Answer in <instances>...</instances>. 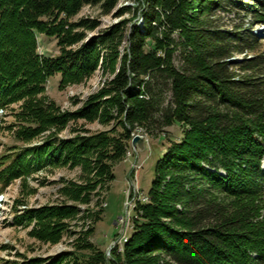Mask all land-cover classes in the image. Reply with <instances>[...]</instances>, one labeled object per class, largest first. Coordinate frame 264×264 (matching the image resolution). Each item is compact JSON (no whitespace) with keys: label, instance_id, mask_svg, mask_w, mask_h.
Instances as JSON below:
<instances>
[{"label":"trees","instance_id":"16d2710c","mask_svg":"<svg viewBox=\"0 0 264 264\" xmlns=\"http://www.w3.org/2000/svg\"><path fill=\"white\" fill-rule=\"evenodd\" d=\"M99 1L0 0V107L34 89L44 91L54 73H60L61 85L85 74L93 64L90 47L65 50L62 44L72 26L70 15L81 3ZM114 3L104 0L101 6L109 12ZM253 3L136 0L132 12L142 24L134 20L124 48L119 50L118 30L107 36L109 60H119L110 83L120 129L100 137L110 159L122 156L137 125L186 126L155 162L148 200L135 202L132 232L116 261L264 264V52L228 61L235 53L254 52L257 35L242 26L223 30L214 17L217 8L235 6L249 9L264 24V1ZM15 16L20 30L12 22ZM173 32L183 40L181 68L172 63L178 41ZM37 33L55 37L56 55L38 54ZM165 91L171 95L166 103ZM49 106L21 114L14 137L22 146H9L0 157L3 186L56 163L61 142L28 141L40 129L39 111ZM105 168L112 179L111 167ZM29 214L22 210L14 222L25 223ZM95 258L92 264L105 262L100 252Z\"/></svg>","mask_w":264,"mask_h":264},{"label":"rangeland","instance_id":"374dc122","mask_svg":"<svg viewBox=\"0 0 264 264\" xmlns=\"http://www.w3.org/2000/svg\"><path fill=\"white\" fill-rule=\"evenodd\" d=\"M239 1L249 6L254 4V0ZM103 2L81 3L68 19L74 28L70 26L62 45L65 50L90 47L93 64L83 70L85 74L61 85L60 73H54L47 79L44 91L34 89L0 107V157L9 146H22L14 137L17 123L26 109L34 110L32 107L37 105L50 104L46 110L39 111L40 129L28 141L54 138L63 146L56 163L26 177H16L5 186L0 181V192L4 193L0 194V264H92L98 252L105 255V262L96 264H123L115 256L122 254L132 232L133 206L137 200H148L155 162L184 134L186 126L181 123L161 129L140 124L131 131L122 156L110 159L106 154L108 143H102L100 137L112 131L120 118L113 105L110 83L119 60H109L107 36L112 29L121 33L118 45L121 51L134 20L139 26L142 23L140 16L135 17L132 12L136 0H115L109 12L102 8ZM214 17L218 18L216 25L223 30L242 26L257 35L254 52L235 53L228 61L264 52V24L255 21L249 9L217 8ZM17 19L13 17L12 22L20 30ZM171 36L178 40L174 43L172 63L181 68L179 53L183 40L177 32ZM36 37L38 54L58 53L55 37L42 33ZM147 45H152L151 40ZM25 47L26 44L22 49ZM170 96L169 91L161 94L164 103ZM26 120L31 121V116ZM134 134L143 136L142 150L131 146ZM105 167H111L112 179ZM261 167L264 168V158ZM22 210L29 211V218L23 224L14 222ZM163 260L159 259V264ZM155 262L151 260L148 264Z\"/></svg>","mask_w":264,"mask_h":264},{"label":"water","instance_id":"95a60500","mask_svg":"<svg viewBox=\"0 0 264 264\" xmlns=\"http://www.w3.org/2000/svg\"><path fill=\"white\" fill-rule=\"evenodd\" d=\"M131 146L133 148L137 147L139 150L144 148V138L142 135L134 134L131 139Z\"/></svg>","mask_w":264,"mask_h":264},{"label":"bare ground","instance_id":"6f19581e","mask_svg":"<svg viewBox=\"0 0 264 264\" xmlns=\"http://www.w3.org/2000/svg\"><path fill=\"white\" fill-rule=\"evenodd\" d=\"M1 194H4V193H1ZM0 206H1V204H0Z\"/></svg>","mask_w":264,"mask_h":264}]
</instances>
